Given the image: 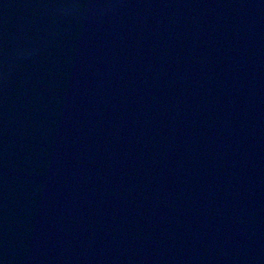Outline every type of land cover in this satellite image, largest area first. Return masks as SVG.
Instances as JSON below:
<instances>
[{"label":"water","instance_id":"water-1","mask_svg":"<svg viewBox=\"0 0 264 264\" xmlns=\"http://www.w3.org/2000/svg\"><path fill=\"white\" fill-rule=\"evenodd\" d=\"M0 264H264V0H0Z\"/></svg>","mask_w":264,"mask_h":264}]
</instances>
